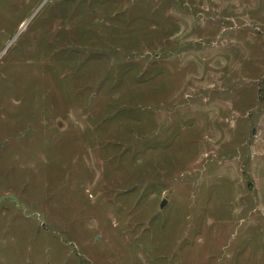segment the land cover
Wrapping results in <instances>:
<instances>
[{"label": "rangeland", "instance_id": "374dc122", "mask_svg": "<svg viewBox=\"0 0 264 264\" xmlns=\"http://www.w3.org/2000/svg\"><path fill=\"white\" fill-rule=\"evenodd\" d=\"M0 264H264V0H0Z\"/></svg>", "mask_w": 264, "mask_h": 264}, {"label": "water", "instance_id": "95a60500", "mask_svg": "<svg viewBox=\"0 0 264 264\" xmlns=\"http://www.w3.org/2000/svg\"><path fill=\"white\" fill-rule=\"evenodd\" d=\"M27 24H28V23H27ZM27 24L24 25L23 29L26 27ZM23 29H22L19 33H21V32L23 31ZM166 203H167V201L164 200V201L162 202V204H161V208H163V207L166 205Z\"/></svg>", "mask_w": 264, "mask_h": 264}]
</instances>
